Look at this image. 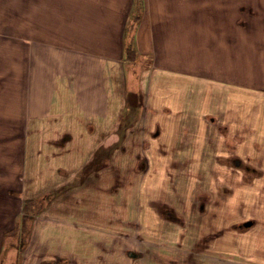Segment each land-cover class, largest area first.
<instances>
[{"label": "rangeland", "instance_id": "1", "mask_svg": "<svg viewBox=\"0 0 264 264\" xmlns=\"http://www.w3.org/2000/svg\"><path fill=\"white\" fill-rule=\"evenodd\" d=\"M70 2L58 0L56 4L57 7L61 3L62 7L68 8L65 9L67 13L70 11ZM25 3L26 0H0V190L3 192L5 187H15L16 202L12 203V208L8 207L12 214L19 211L22 200H32L27 206L23 203L20 214L16 215L19 234L5 241L7 249L4 248L1 252L0 264H71L67 254L74 252L76 248L78 249L75 252L79 254L76 264H86V260L94 263L98 249L89 251L87 248L92 247V240L96 236L91 234V237H87L86 227H98L100 224L85 222L87 202L96 205L97 209L101 205L105 208L108 206L112 217L111 223L105 225V229L111 234L108 240L113 253L104 255V259L98 257L96 264H148V258L150 263L155 264L152 261L154 255L156 264H182L183 257H187L186 251L194 247L196 251L204 249L205 243L201 242L199 234L216 235L210 238L211 242H207V251H204L208 253L203 260L200 261V257L196 255L194 261L202 264H264V106L261 45L248 49L247 32L242 30L238 33V56L231 54L229 49H224L222 54L218 50L214 62L217 69H212L205 60L200 63L199 51L202 49L193 44L190 48L192 63L185 59L186 67H196L191 68L190 72L210 77L212 74L209 72H214L217 76H222V79L189 78V82L185 84L184 96L182 94L180 97L189 99L186 107H190V111L172 118V122L181 127L165 128L162 134L169 136L163 141L169 140V143L162 142L164 145H157V141L151 144L148 135L144 138L146 144L142 147L139 128L129 129L134 112L124 115L122 126H126L127 142L112 145L110 149L111 153L123 150L121 158L111 159L110 176L106 177L110 178V182L101 184V179L98 180L91 174L85 183L89 184L88 191H82L81 186L77 193L75 183L80 184L88 175H80L75 181L65 183L68 179L66 175L21 176V181L15 173L20 171L19 153L22 143L14 137L22 135L20 124L26 100L25 89L29 90L30 87L35 57L47 56L48 47L52 50L65 47L64 40L69 43L72 36V33L61 34L52 29L40 32L39 28L42 26L38 25V17H32L29 1L26 15ZM136 18L137 15L133 20ZM59 19L61 23L65 18L61 16ZM44 20L48 21L49 18L44 17ZM136 21L132 24L134 27ZM43 27L48 26L45 24ZM76 34L80 37V32ZM56 38L59 40H55ZM224 40L227 39L223 38ZM131 41L134 45V39ZM250 50L254 52L256 63L253 65L256 68L247 73V51ZM127 60L124 71L133 72L140 79L147 74L146 71H150L152 57L141 56L137 49L127 56ZM232 60L237 65L231 72ZM250 67L249 64L248 68ZM175 82H164V95L168 96L159 98V103L168 104L171 108L174 106L180 94L171 92L176 89ZM138 96L140 95L134 97L128 93L127 103L132 105L140 102L134 99L139 98ZM157 148L159 151H156ZM53 149L51 146L45 152L50 153ZM142 150L146 153L141 158L147 159V170L140 172L141 159H136V156ZM2 170L5 171L4 176L1 175ZM24 182L26 186L29 185L27 189H24ZM23 191L25 198L21 195ZM3 197L9 199L5 195ZM140 204H144L146 214L143 221L140 215L134 213L136 209L133 210ZM41 206H44L43 209H40ZM4 210L0 205V213ZM71 210L75 211L81 222L79 229L82 233L75 238L76 245L73 246L72 240L67 237L70 227H51L47 228L46 236L50 240L47 238L46 247L41 246L42 252H39V248L35 249L31 231L27 233L32 228L34 218L41 215L72 220ZM171 211L177 217L171 216ZM125 219H140L137 231L141 227L142 236L151 235V238L153 236L156 239L153 255L148 257L149 248L140 251V248L145 247L138 240L142 236L135 237L134 224L123 223ZM243 220H252L254 224L247 228H238L237 224ZM103 227L102 224L98 228ZM51 230L54 231L53 234ZM119 231L128 236L127 247L135 254L131 255L129 250L126 254L122 253L123 242L118 240ZM58 234L64 236L55 241L54 236L57 237ZM57 246H62L65 256L51 259L58 249ZM142 254L143 257L140 258ZM82 258L86 260H81Z\"/></svg>", "mask_w": 264, "mask_h": 264}, {"label": "crops", "instance_id": "2", "mask_svg": "<svg viewBox=\"0 0 264 264\" xmlns=\"http://www.w3.org/2000/svg\"><path fill=\"white\" fill-rule=\"evenodd\" d=\"M27 1L29 6H32V17H38V25L42 26L39 28L40 32L52 29L61 34L72 33V36L69 43L65 40L63 42L66 43L63 44L65 46L63 48L69 50L63 48L52 50L48 47L47 56L35 57L30 87L29 90L25 89L26 100L20 124L22 135L14 137L22 143L19 153L20 171L15 172L21 181H23L21 176L26 178L33 175H66L68 179L65 183H67L75 181L80 175H88L80 184L75 183L77 193L81 186L82 191H88L89 184L85 185V183L91 174L96 179H101V184L109 183L110 178L106 177L110 176L111 159H119L123 155V150L119 152L115 150L111 153L110 149L112 145L117 146L127 142L126 126L124 124L122 126V117L128 116L131 112H134V118L130 119L129 129L139 128L141 137L139 141L142 147L144 143L146 144L145 139L148 135L151 144L154 141H157V145L166 144L167 141L169 143V140L163 141L169 136V134L164 136L163 131L170 126L180 128V125L172 122L174 121L172 118L190 111V107H186L189 99L180 97L182 94L184 96L185 84L187 85L189 78L222 79V76H217L214 72H209L212 74L211 77L190 72L192 67H186L185 59L192 63L190 48L193 44H197L202 49L199 51L200 63L205 60L211 65L210 68L217 69L214 63L217 51L222 54L224 49H229V52L237 57L238 33L245 30L246 47L254 49L261 45L263 49L261 58L264 106V0H70V11L67 13L65 9L68 8L62 7L61 3L57 7L58 0H26L25 7ZM135 15L137 18L139 15L140 18L137 19L134 27V47L141 56L152 57L150 71H146L147 74L142 75L141 79L133 72L124 71L128 61L126 31L128 25L134 22ZM61 16L65 19L60 23ZM44 17H48L49 20L45 21ZM33 22L35 24V19ZM44 22L47 28L43 27ZM78 32L80 37L76 34ZM223 38L227 40L223 41ZM67 45L69 47H66ZM224 63L226 65V61ZM255 63L254 52L247 51V73L254 71ZM249 64L250 68H248ZM236 65L235 61H230L231 72ZM194 68L196 67L192 69ZM137 80L139 81L136 84ZM162 81L167 84L172 81L177 83L176 89L171 92L180 94L172 108L168 104L163 105L158 102L162 96H168L164 95ZM130 86L132 87L129 88ZM128 93L133 94L134 97L140 95L139 98H134L135 101L140 100V102L128 104ZM164 121L169 123L165 124ZM51 146L54 149L46 153L45 151ZM156 151H159V148ZM144 155H146L145 150H142L137 154L136 159L140 160ZM3 172L5 173L2 170ZM4 173L1 175L4 176ZM24 185L26 186V182ZM25 186L24 189H27L29 185ZM25 191L21 194L23 197ZM4 195L9 199L3 197ZM15 197V187H5L3 192L0 190V202H3L0 205L5 209L0 213V255L4 248L7 249L5 241L19 234L16 215L20 214L25 197L20 203L19 211L12 214L9 210L12 208V203L16 202H14ZM76 198L78 208V197ZM90 204L87 202L85 205L87 210L85 222L100 224L98 227L103 224L104 227L102 229L97 226L86 227L87 237L89 235L91 237V234L96 236L92 240V247L86 248L89 251L98 249V253L94 256L96 257L94 263H88L85 258L81 260L85 259L86 264H96L98 257L104 259V255L113 253L108 240L111 234L105 229V225L111 223L112 217L108 206L105 208L101 205L97 209L96 205ZM133 210L143 221L146 217L144 204L135 206ZM71 216L72 220L37 215L30 232L35 249L39 248V252H42L41 246L46 247L47 228L63 229V226L70 227L68 228L70 232H66L67 237L75 246V238L82 233L79 229L81 222L74 210H71ZM139 220L123 221L134 224L135 237L142 236V228L137 231ZM51 232L54 233L52 230ZM62 236L64 234H58L57 237L54 236V240L57 241ZM118 237L119 242H123L122 253L131 251L126 243L128 236L122 235L119 231ZM140 241L141 246H145L140 248V251L149 248L148 257L153 255L154 237L144 235ZM57 247L51 259L65 256L62 246ZM75 251L67 254L70 256L71 264L79 261V254ZM146 261L152 264L150 258Z\"/></svg>", "mask_w": 264, "mask_h": 264}, {"label": "flooded vegetation", "instance_id": "3", "mask_svg": "<svg viewBox=\"0 0 264 264\" xmlns=\"http://www.w3.org/2000/svg\"><path fill=\"white\" fill-rule=\"evenodd\" d=\"M140 172H143V171H146L147 170V159L146 158H144V159H141L140 160ZM202 209V208H201ZM203 210V209H202ZM170 214H171V216H175V217H177L175 214H174V211H171L170 212ZM173 218V217H172ZM251 222H252V224H254V222L252 221V220H250ZM246 222H248V220H243V221H241L239 224H237V227L238 228H247L248 226H246L245 225V223ZM251 224V225H252ZM250 225V226H251ZM214 235H216V234H209L208 236H205V235H201V234H199V236L202 238V240H201V242H204L205 243V245H204V249H206V251H207V247H206V244H207V242H211L212 241V239H210L212 236H214ZM136 237H138V236H136ZM142 239V238H141ZM140 238L138 239V240H141ZM155 238H154V242H155ZM195 244H197V242L195 241ZM155 245V244H154ZM204 249H200L199 251H196V247H194L193 249H190L188 252L186 251V254H185V256H187L186 258L185 257H183V260H182V264H188L187 262H191V264H202V263H200L199 261H194V258H195V256L197 255L198 257H200V261H202L203 260V257H205L206 256V254L208 253V252H205L204 251ZM133 250H131V251H129V253L132 255V254H135L134 253V251L132 252ZM188 253H191V255H188ZM180 254V253H179ZM139 255H137V257H138ZM182 256H184V255H182ZM143 257V254L140 256V258H142ZM154 258H153V260L152 261H154V263L156 264V261L154 260L155 258H156V255H154L153 256ZM168 264H170V263H168Z\"/></svg>", "mask_w": 264, "mask_h": 264}, {"label": "trees", "instance_id": "4", "mask_svg": "<svg viewBox=\"0 0 264 264\" xmlns=\"http://www.w3.org/2000/svg\"><path fill=\"white\" fill-rule=\"evenodd\" d=\"M135 20H137V18L135 19ZM134 23V22H133ZM133 23H130L129 25H128V30L126 31V36H127V34H128V36H127V39L129 38L130 39V41H127L126 42V56H128L129 54H131L132 53V51H136V48L134 47V45L132 44V41L131 40H133L134 39V26L132 25ZM129 33H130V36H129ZM131 44H132V47H131ZM132 50V51H131ZM32 199H25V201H24V203L26 204V206H27V204L31 201ZM43 207L44 206H41V208L40 209H43ZM32 217V216H31ZM30 217V218H31ZM31 219H33V218H31ZM31 230L30 229H28V231H27V233H29Z\"/></svg>", "mask_w": 264, "mask_h": 264}, {"label": "water", "instance_id": "5", "mask_svg": "<svg viewBox=\"0 0 264 264\" xmlns=\"http://www.w3.org/2000/svg\"><path fill=\"white\" fill-rule=\"evenodd\" d=\"M251 224H252L251 221H248V222L245 223L246 226H250Z\"/></svg>", "mask_w": 264, "mask_h": 264}]
</instances>
